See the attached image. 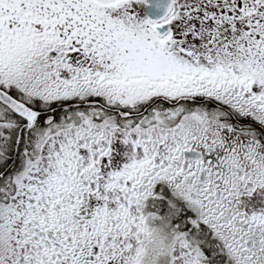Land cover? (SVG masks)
I'll list each match as a JSON object with an SVG mask.
<instances>
[{"label":"snow or ice","instance_id":"snow-or-ice-1","mask_svg":"<svg viewBox=\"0 0 264 264\" xmlns=\"http://www.w3.org/2000/svg\"><path fill=\"white\" fill-rule=\"evenodd\" d=\"M0 264H264V0H0Z\"/></svg>","mask_w":264,"mask_h":264}]
</instances>
